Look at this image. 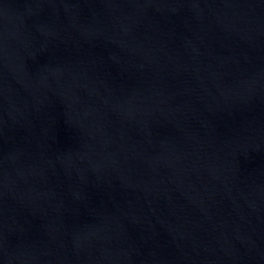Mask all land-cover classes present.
Wrapping results in <instances>:
<instances>
[{
    "label": "water",
    "instance_id": "water-1",
    "mask_svg": "<svg viewBox=\"0 0 264 264\" xmlns=\"http://www.w3.org/2000/svg\"><path fill=\"white\" fill-rule=\"evenodd\" d=\"M0 264H264V0H0Z\"/></svg>",
    "mask_w": 264,
    "mask_h": 264
}]
</instances>
